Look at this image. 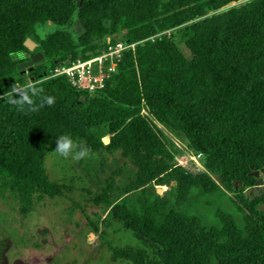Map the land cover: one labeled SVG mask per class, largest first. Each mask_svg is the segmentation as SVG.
Segmentation results:
<instances>
[{"label": "trees", "instance_id": "16d2710c", "mask_svg": "<svg viewBox=\"0 0 264 264\" xmlns=\"http://www.w3.org/2000/svg\"><path fill=\"white\" fill-rule=\"evenodd\" d=\"M74 14L75 37L36 34L37 25L64 27ZM26 38L35 50L24 47ZM113 41L135 47L122 52L97 93L47 76ZM37 51L41 61L17 69ZM27 83L42 89L32 110L8 104L6 94ZM44 96L54 103L41 107ZM0 97V189L16 196L20 214L70 192L43 166L66 136L91 154L117 152L130 166L128 181L117 186L123 171L116 168L90 199L107 212L103 225L116 223L135 240L109 244L112 261L264 264V194L243 195L255 181L249 172L264 171V0H0ZM157 124L179 134L203 170L177 165V150ZM155 186L168 187L171 199L161 200ZM219 191L232 194L240 225L218 210L219 226L206 227L180 209L192 195ZM127 195L133 206L119 200Z\"/></svg>", "mask_w": 264, "mask_h": 264}, {"label": "rangeland", "instance_id": "374dc122", "mask_svg": "<svg viewBox=\"0 0 264 264\" xmlns=\"http://www.w3.org/2000/svg\"><path fill=\"white\" fill-rule=\"evenodd\" d=\"M36 34L43 37L55 30H65L73 37L79 32L75 14L64 27L51 23L36 26ZM179 51L185 57L188 51L179 36H175ZM167 141L177 150L176 163L192 173L203 170L199 158L186 148L182 137L157 124ZM73 142V141H72ZM76 150L67 158L51 152L43 166L53 180L64 183L70 192L54 198L44 197L32 211L20 214L14 194L0 189V264H129L112 261L108 245H134L132 235L116 223L103 225L107 212L97 209L90 201L98 193L109 173L121 168L117 186L128 181L130 166L125 165L117 152L113 154H91L77 158L85 149L82 143H75ZM161 200L171 199L168 187L155 186ZM153 199V187L148 186ZM230 192L219 191L208 196L192 195L188 203L180 207L182 212L197 217L206 227H218L216 211L230 214L241 224V216L231 202ZM128 206L134 201L130 195L119 199ZM174 205L171 201L169 207ZM96 224L97 231L92 224Z\"/></svg>", "mask_w": 264, "mask_h": 264}, {"label": "built area", "instance_id": "2783aa9c", "mask_svg": "<svg viewBox=\"0 0 264 264\" xmlns=\"http://www.w3.org/2000/svg\"><path fill=\"white\" fill-rule=\"evenodd\" d=\"M134 47L135 43L113 41L103 53L57 66L50 70L47 76H64L72 87L95 94L104 87L105 81L115 72L122 52L126 49L133 50Z\"/></svg>", "mask_w": 264, "mask_h": 264}, {"label": "clouds", "instance_id": "9594fccd", "mask_svg": "<svg viewBox=\"0 0 264 264\" xmlns=\"http://www.w3.org/2000/svg\"><path fill=\"white\" fill-rule=\"evenodd\" d=\"M42 89L35 87L31 83H27L23 86V88L13 87L10 93L6 94V102L8 104L15 105L18 109L27 106L30 110H32L33 106V97H36ZM30 93V95H29ZM0 99H5V97H0ZM54 103V97L52 96H44L40 98V106L48 105L51 106ZM56 147L54 149L55 153H57L60 157L67 158L70 153H73L77 145H75L70 139L66 136H61L58 140H56ZM88 151L86 149H81L76 155L77 158H84L88 155Z\"/></svg>", "mask_w": 264, "mask_h": 264}, {"label": "water", "instance_id": "95a60500", "mask_svg": "<svg viewBox=\"0 0 264 264\" xmlns=\"http://www.w3.org/2000/svg\"><path fill=\"white\" fill-rule=\"evenodd\" d=\"M24 47H26L29 51H33L37 48V44L32 41L30 38H26L23 42ZM42 53L40 51H37L32 54L31 58L27 61L21 62L17 65V69H25L29 68L31 70V67L33 64L39 62L42 60ZM104 144L108 143V138L104 137L102 139ZM252 169V167H251ZM249 175L255 179L253 185L251 187H248L244 190L243 195L244 197H248L249 199L261 196L264 194V171H258V170H251L249 172ZM234 187H236L237 183L235 182Z\"/></svg>", "mask_w": 264, "mask_h": 264}]
</instances>
